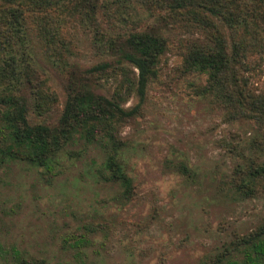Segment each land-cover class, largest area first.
<instances>
[{
  "label": "rangeland",
  "instance_id": "rangeland-1",
  "mask_svg": "<svg viewBox=\"0 0 264 264\" xmlns=\"http://www.w3.org/2000/svg\"><path fill=\"white\" fill-rule=\"evenodd\" d=\"M77 1L35 7L30 0H0V55L16 57L20 81L14 85L26 98L31 125L58 124L70 76L84 77L103 61L114 64L88 32L70 28ZM236 2L242 0L227 1ZM14 5L23 9L17 29L7 23ZM121 13L128 28L165 27L137 1L122 4ZM196 25L189 18L183 31L166 32L167 41L195 37L202 31ZM66 35L74 52L69 58L57 51ZM123 65L129 83L111 70L96 72L89 83L107 97L117 90L132 108L139 102L137 71ZM156 71L138 112L120 128L130 198L99 174L101 148L78 137L57 154L52 169L22 159L0 162V264L12 261L15 249L46 264H211L237 235L264 222V173L255 172L264 165V117L229 114L222 99L205 93L208 75L185 71L173 48L159 56ZM256 78L255 91L264 75ZM0 125L2 147L9 130Z\"/></svg>",
  "mask_w": 264,
  "mask_h": 264
},
{
  "label": "trees",
  "instance_id": "trees-1",
  "mask_svg": "<svg viewBox=\"0 0 264 264\" xmlns=\"http://www.w3.org/2000/svg\"><path fill=\"white\" fill-rule=\"evenodd\" d=\"M30 1L35 7H45L52 3V0ZM131 1L149 5L156 21L168 30L165 27H125L127 20L122 17L121 6ZM227 1H77L69 13L70 28L77 26L84 29L91 35L96 50L115 61L114 64L103 61L88 68L84 77H69L58 124L53 127L29 124L25 115L26 98L17 94L18 88L14 85L20 81L16 57L12 54L0 55V86H4L0 90V120L9 130L7 135L4 134L5 144L0 146V162L22 159L32 165L52 169L57 154L78 137L101 148L105 161L104 171L99 170V174L106 181L117 183L122 196L130 198L133 192L132 180L123 169L119 157L123 146L120 128L125 119L138 112L147 83L156 75L159 56L170 48L183 56L185 71L208 75L205 93H215L222 99L223 107L229 114L263 118L264 79L259 90H253L252 85L257 84V76L260 78L264 75V29L258 21L264 20V0H242V3H234L233 7L228 6ZM222 6L226 7L225 11ZM22 15L23 9L19 5L9 7V27L17 29ZM189 18H193L196 27L202 31L197 30L193 34L195 37L186 38L182 43H169L166 32L183 31L188 27ZM222 31L227 35L226 38L216 35ZM0 37H4V34L0 33ZM64 40L58 45L57 51L61 57L69 58L74 54L68 47L72 46V39L66 35ZM1 43L0 39V52L3 50ZM123 63H128L137 71L135 90L139 102L132 108L124 107L126 99L117 90L111 97H107L95 92L89 83L93 74L108 70L118 73L129 83ZM255 172L264 173V165L257 167ZM84 241L80 239V243ZM235 251L240 256L234 255ZM6 264L46 262L41 258L27 257L15 249L12 261ZM211 264H264V222L245 234L237 235Z\"/></svg>",
  "mask_w": 264,
  "mask_h": 264
}]
</instances>
